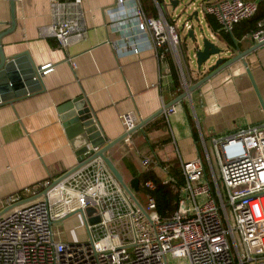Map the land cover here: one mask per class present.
I'll return each instance as SVG.
<instances>
[{
  "label": "built area",
  "instance_id": "2783aa9c",
  "mask_svg": "<svg viewBox=\"0 0 264 264\" xmlns=\"http://www.w3.org/2000/svg\"><path fill=\"white\" fill-rule=\"evenodd\" d=\"M260 1H192L193 11L181 29L186 28L188 36L192 28L195 35L188 19L201 24L211 15L230 31L252 16ZM154 2L157 15L147 14L140 0H116L105 8L110 28L119 34L110 43L117 54L147 47L159 59L169 55L186 89L193 82L184 65H196V54L184 53L174 19L163 13L159 0ZM49 13L42 35L53 36L61 47L84 36L81 0H49ZM209 34L214 37L215 32ZM249 37L254 42L264 39V17ZM71 65L76 66L74 60ZM53 68L52 62H45L36 76ZM175 109L173 104L166 107L165 115ZM139 119L135 110L121 113L123 140L130 148L134 131L130 130ZM200 137V153L180 161L181 183L157 159L146 155L140 160L142 166L158 165L165 173L162 181L177 191L176 207L166 215L157 211L149 192L144 204L140 202L145 215L99 155L61 178L48 176L8 195L9 209L0 214V264H169L171 259L178 264H264V121L209 140ZM140 185L155 187L150 178ZM22 193L32 199L20 202ZM87 206L94 212L86 214ZM76 212L82 215L87 238L68 241L55 222ZM91 215L98 219L89 221Z\"/></svg>",
  "mask_w": 264,
  "mask_h": 264
},
{
  "label": "crops",
  "instance_id": "0c3cea01",
  "mask_svg": "<svg viewBox=\"0 0 264 264\" xmlns=\"http://www.w3.org/2000/svg\"><path fill=\"white\" fill-rule=\"evenodd\" d=\"M13 1L15 26L0 37L4 55L28 50L36 65L52 62L54 68L42 75L43 89L0 104V214L9 209L8 195L21 193L25 186L48 176H58L77 162L59 118L60 103L82 95L109 140L124 132L122 112L135 110L144 118L183 91L169 55L159 59L147 47L117 54L110 40L119 34L110 28L105 13L116 0H81L85 34L66 47L59 46L53 36L40 33L50 21L49 0ZM10 2L0 0V33L11 26ZM212 39L229 49L222 53L226 55L254 43L249 33L235 38L237 45H229L216 32ZM244 58L246 65L238 59L176 100L174 112L166 116L164 109L135 129L133 147L122 139L105 154L124 176L130 177L126 166L142 168L140 160L148 155L167 165V174L182 182L180 161L200 153L201 135L209 140L264 121V110L246 72L248 67L264 103V43ZM184 70L192 82L207 72L205 66L198 70L194 62L184 65ZM152 167L162 179L164 171L153 163ZM25 196L20 202L32 199V195Z\"/></svg>",
  "mask_w": 264,
  "mask_h": 264
},
{
  "label": "water",
  "instance_id": "95a60500",
  "mask_svg": "<svg viewBox=\"0 0 264 264\" xmlns=\"http://www.w3.org/2000/svg\"><path fill=\"white\" fill-rule=\"evenodd\" d=\"M171 2L173 4H176L178 0H171ZM10 3L12 9L10 20L11 26L10 28L2 31L0 33V37L4 32L12 29L16 23L13 12L14 1L11 0ZM188 18H191V16H189ZM188 36L192 39L196 38L192 28L188 30ZM263 43L264 39L262 41L254 42L245 49L237 50V52L234 54L232 53L226 55L222 53L227 52L229 49L220 47L207 36H203L202 47L197 45L194 51L196 54L195 62L196 68L201 71L202 64L208 61L210 57H215L214 61H212L210 66L207 68V72L196 81L189 84L186 89H183V91L177 96V98L166 102L161 108L157 109L150 115L144 118H140L130 131L142 127V125L150 118L162 112L166 107L172 105L176 100L190 94V92L198 87L201 83H203L217 71L223 69L234 61L241 59L246 65L244 56L249 51L253 50ZM37 68L38 65L35 64L28 50H23L17 52L16 54L6 56L4 55L0 44V104L13 102L23 96L43 89L42 77L39 75L36 76ZM246 72L264 110V103L248 67H246ZM57 111L59 113V118L62 121V125L64 127L66 135L69 138V141L75 149V153L77 155V162L73 166L62 172L58 176V178H61L63 175L67 174L77 166L83 164L90 158L99 155L104 160L114 176L121 183V185L128 192V194L131 196V198L136 202V204L145 213V215H148L143 205L140 203L134 193V191L139 187L140 179L134 176L130 179L129 182H126L120 170L116 167L110 157L105 154V150L116 142L122 140L126 135V132H122L117 137L108 140L100 129L99 124L94 117L92 109L87 104V102L83 100L82 95L75 96L60 103L57 106ZM84 210L86 214H91L92 212H94V208L92 206H87ZM97 219V215L89 216V221L91 222L96 221Z\"/></svg>",
  "mask_w": 264,
  "mask_h": 264
},
{
  "label": "trees",
  "instance_id": "16d2710c",
  "mask_svg": "<svg viewBox=\"0 0 264 264\" xmlns=\"http://www.w3.org/2000/svg\"><path fill=\"white\" fill-rule=\"evenodd\" d=\"M142 6L145 12L149 15H157V8L153 2V0H141ZM264 17V0L259 2V6L257 11L250 17L240 20L235 23L233 28L230 31H226L221 28L220 24L217 20L211 16H206V21L210 28L218 33L220 36L225 39L229 45L235 44L237 42L235 38H240L244 34L250 33L253 29L257 27V22ZM130 167L129 175L136 176L140 179V182L145 179H152L155 187L153 189H148L147 187L140 185L137 190H139V194H143L141 198L145 200L146 192L151 193L156 200V209L161 215H166L168 212L172 211L176 207V199H177V191H174L169 183H165L162 179L157 175L152 167V163H148L142 168H132ZM123 175V174H122ZM125 179V176L123 175ZM177 183H181L177 180ZM135 196L140 201L139 196L135 193ZM141 202V201H140ZM142 203V202H141Z\"/></svg>",
  "mask_w": 264,
  "mask_h": 264
},
{
  "label": "rangeland",
  "instance_id": "374dc122",
  "mask_svg": "<svg viewBox=\"0 0 264 264\" xmlns=\"http://www.w3.org/2000/svg\"><path fill=\"white\" fill-rule=\"evenodd\" d=\"M161 4V8L163 13L166 16H170L174 19V22L179 29V32L181 36H185L186 28L181 29L182 22L187 19V16L193 11L192 9V1L194 3H197L198 0H178L176 4H173L171 0H159ZM178 16V18H176ZM189 23L193 24V28L195 31V39L190 38L187 36L185 38L184 43V51L187 55L191 56V54L195 51L196 46L202 47V39L203 35L210 37V31L209 28L206 26L205 21H203L201 24H198L197 20L195 18L188 19ZM212 41L216 44V39H212ZM217 45V44H216ZM219 46V45H218ZM222 47V46H220ZM211 62L206 61L202 64L201 69L205 66L206 69L210 66ZM192 66V64H191ZM193 67V66H192ZM126 166V165H125ZM128 172L130 171V167L126 166ZM215 170L217 172V168L215 167ZM133 176L129 177L128 175H125V181L129 182L130 179ZM139 190H135L134 193H137V195L140 198V201L144 204L143 194H139ZM55 227L58 230H61L63 236L68 241H81L87 238V232L85 229L84 221L82 218V215L80 212L73 213L69 215L68 217H65L61 220H58L55 222ZM169 264H178L175 261L169 260Z\"/></svg>",
  "mask_w": 264,
  "mask_h": 264
}]
</instances>
